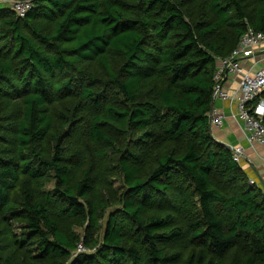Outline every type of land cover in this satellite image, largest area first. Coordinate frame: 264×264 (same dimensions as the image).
Segmentation results:
<instances>
[{
	"label": "trees",
	"instance_id": "1",
	"mask_svg": "<svg viewBox=\"0 0 264 264\" xmlns=\"http://www.w3.org/2000/svg\"><path fill=\"white\" fill-rule=\"evenodd\" d=\"M33 4L0 6V264H264L263 190L209 119L264 0Z\"/></svg>",
	"mask_w": 264,
	"mask_h": 264
},
{
	"label": "built area",
	"instance_id": "2",
	"mask_svg": "<svg viewBox=\"0 0 264 264\" xmlns=\"http://www.w3.org/2000/svg\"><path fill=\"white\" fill-rule=\"evenodd\" d=\"M0 3L9 6L18 16H25L34 6L33 0H0ZM258 51L264 54V32L248 26L236 48L228 56L218 59L219 66L214 75V97L235 101L247 139L251 143L258 142L264 146V55L251 67L245 64L246 58ZM232 76L238 78L237 85L224 90L223 83ZM211 116V129L212 126H222L225 117L223 112L213 109ZM231 149L234 159L241 163L245 148L236 145ZM251 182L255 181L251 179ZM84 248V245L79 244L74 256Z\"/></svg>",
	"mask_w": 264,
	"mask_h": 264
},
{
	"label": "crops",
	"instance_id": "3",
	"mask_svg": "<svg viewBox=\"0 0 264 264\" xmlns=\"http://www.w3.org/2000/svg\"><path fill=\"white\" fill-rule=\"evenodd\" d=\"M263 55V52L258 51L246 58L245 64L251 67ZM237 83L238 78L232 76L223 83L222 87L224 90H229ZM213 109L223 112L225 115L222 126H212L213 136L217 141L226 144L230 148L236 145H242L245 148L244 157L240 164L248 175L250 182L253 179L254 183L260 186L264 193V146L258 142L251 143L247 139L244 123L238 117V108L235 101L217 96L214 98Z\"/></svg>",
	"mask_w": 264,
	"mask_h": 264
},
{
	"label": "rangeland",
	"instance_id": "4",
	"mask_svg": "<svg viewBox=\"0 0 264 264\" xmlns=\"http://www.w3.org/2000/svg\"><path fill=\"white\" fill-rule=\"evenodd\" d=\"M0 6H7V5H2V3H0ZM7 7H9V6H7ZM105 162V161H104ZM103 165L106 167V162L105 163H103ZM108 182H109V184H113V187H118L119 186V184H121V182H120V180L119 179H117L116 177H113V175L112 176H110V178L108 179ZM49 184H52V183H49ZM82 233L84 232V229H79ZM82 244V243H81ZM83 245V244H82ZM85 247V246H84ZM86 251V248H84V250H82V251H79V252H85ZM78 252V253H79Z\"/></svg>",
	"mask_w": 264,
	"mask_h": 264
},
{
	"label": "water",
	"instance_id": "5",
	"mask_svg": "<svg viewBox=\"0 0 264 264\" xmlns=\"http://www.w3.org/2000/svg\"><path fill=\"white\" fill-rule=\"evenodd\" d=\"M213 108H214V100L212 101V104H211V112H210V114H209V119H210V123H211V113H212V111H213ZM224 145H226V144H224ZM227 146V145H226Z\"/></svg>",
	"mask_w": 264,
	"mask_h": 264
}]
</instances>
